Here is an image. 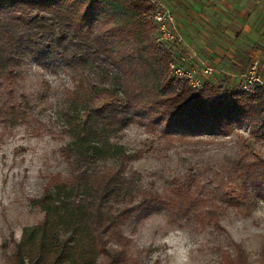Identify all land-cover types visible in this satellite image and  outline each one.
Segmentation results:
<instances>
[{
  "label": "trees",
  "instance_id": "obj_1",
  "mask_svg": "<svg viewBox=\"0 0 264 264\" xmlns=\"http://www.w3.org/2000/svg\"><path fill=\"white\" fill-rule=\"evenodd\" d=\"M93 3L94 9L107 6L117 15L122 5L128 20L93 26ZM153 9L147 0H0L2 125L26 121L24 95L7 99L4 92L10 93L20 72L15 63L28 56L70 72L83 70L89 80L102 83L97 93L108 98L84 106L81 122L66 123L65 130L74 137L59 146L66 176L48 181L31 199L43 216L23 226L9 264H93L99 258L105 264H125V252L117 244L121 224L159 204L155 193L140 194L138 178L127 173L124 162L131 154L109 141L127 122L159 127L179 139L225 135L246 123L251 136L264 139V89L225 90L223 78L193 88L173 77L172 49L148 35L147 29L156 27ZM62 114L66 119L72 115L68 110ZM241 168L246 178L239 186L247 190L233 197L243 198L234 202L249 208L264 197V161L242 163ZM192 202L176 205L177 215L188 219ZM242 260L241 253L230 258L235 264Z\"/></svg>",
  "mask_w": 264,
  "mask_h": 264
},
{
  "label": "rangeland",
  "instance_id": "obj_2",
  "mask_svg": "<svg viewBox=\"0 0 264 264\" xmlns=\"http://www.w3.org/2000/svg\"><path fill=\"white\" fill-rule=\"evenodd\" d=\"M95 6L90 10L95 13L93 26L128 20L122 5L118 15L113 8ZM147 31L153 41L176 52V43L159 38L157 26ZM15 65L20 72L4 98L22 93L28 115L25 122L0 123V264H9L23 226L43 216L31 199L48 181L66 176L59 150L71 140L66 123L81 122L84 106L108 99L97 93L102 83L89 80L83 70L70 72L32 56ZM224 79L222 89L239 88ZM64 110L72 113L67 119ZM109 141L131 154L124 167L138 178L140 194L155 193L159 200L151 213L121 224L117 244L125 252V264H235L230 258L238 253L243 255L240 264H264V197L249 208L238 204L243 198L233 197L247 190L239 186L246 178L242 163L264 161V139L251 136L249 125H235L225 135L179 139L133 120L109 136ZM191 199L193 214L185 220L175 206H186ZM113 239L109 241L115 243ZM93 264H105V260L99 258Z\"/></svg>",
  "mask_w": 264,
  "mask_h": 264
},
{
  "label": "crops",
  "instance_id": "obj_3",
  "mask_svg": "<svg viewBox=\"0 0 264 264\" xmlns=\"http://www.w3.org/2000/svg\"><path fill=\"white\" fill-rule=\"evenodd\" d=\"M170 11L177 34L174 61L190 65L194 56L229 73L258 62L264 74V0H161ZM234 78L214 73L207 80ZM204 81H206L204 79Z\"/></svg>",
  "mask_w": 264,
  "mask_h": 264
},
{
  "label": "built area",
  "instance_id": "obj_4",
  "mask_svg": "<svg viewBox=\"0 0 264 264\" xmlns=\"http://www.w3.org/2000/svg\"><path fill=\"white\" fill-rule=\"evenodd\" d=\"M147 2L154 8L151 18L157 26L159 38L170 43L181 41L168 8L161 0H147ZM193 57L194 61L190 65L176 63V61L169 62L170 74L175 78L186 80L189 86L193 88L201 87L204 79L217 72L234 78L237 82L235 85L244 91L252 92L257 88L264 89V74L259 70L257 61H253L246 70L229 73L226 70L217 69L200 57L194 55Z\"/></svg>",
  "mask_w": 264,
  "mask_h": 264
}]
</instances>
